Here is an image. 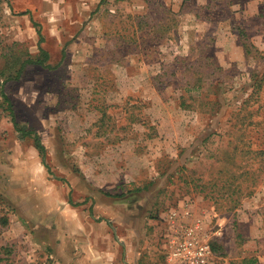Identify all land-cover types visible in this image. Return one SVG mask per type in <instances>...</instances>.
<instances>
[{
  "label": "rangeland",
  "instance_id": "rangeland-1",
  "mask_svg": "<svg viewBox=\"0 0 264 264\" xmlns=\"http://www.w3.org/2000/svg\"><path fill=\"white\" fill-rule=\"evenodd\" d=\"M9 1L0 264H164L186 206L213 264H264V0Z\"/></svg>",
  "mask_w": 264,
  "mask_h": 264
},
{
  "label": "built area",
  "instance_id": "built-area-1",
  "mask_svg": "<svg viewBox=\"0 0 264 264\" xmlns=\"http://www.w3.org/2000/svg\"><path fill=\"white\" fill-rule=\"evenodd\" d=\"M181 215L172 212L168 215L169 227L165 239L169 245L164 264H213L214 253L204 222L193 219L189 206Z\"/></svg>",
  "mask_w": 264,
  "mask_h": 264
},
{
  "label": "trees",
  "instance_id": "trees-1",
  "mask_svg": "<svg viewBox=\"0 0 264 264\" xmlns=\"http://www.w3.org/2000/svg\"><path fill=\"white\" fill-rule=\"evenodd\" d=\"M2 2H6L8 5L10 4L9 0H0V5H1ZM26 14L27 13L22 14V15H26ZM37 33L40 35V31L39 30L37 31ZM239 39L241 41V44H242L247 56H251L253 53H258V50L253 45L250 44V42L248 40V36L244 32V30H240ZM39 52L43 55L42 59L33 60V59L29 58V60H27L26 63H29L30 65H40L42 67L49 68V66L46 64L47 61L49 60L48 53L45 52L40 47H39ZM206 60L207 61H211L210 58H206ZM211 65L214 67L215 71H217V72L222 71V69L220 67H217L213 62H212ZM216 75H218V74L214 72V73L208 74L207 77L210 78L211 76H216ZM0 95L5 101L8 102V98L4 94H0ZM12 123H13V126L15 127L16 131L21 133L23 137H28V136L33 137L34 146H35L36 150L39 152V155H40V157L42 159V162H43V164L46 167L45 160H44L45 159V147L43 146V144H41L40 138L36 134V132L32 131V130L27 131L24 127H19L18 124L16 123L14 117H12ZM212 251H213V249H212ZM249 264H256V261L255 260H250Z\"/></svg>",
  "mask_w": 264,
  "mask_h": 264
},
{
  "label": "crops",
  "instance_id": "crops-1",
  "mask_svg": "<svg viewBox=\"0 0 264 264\" xmlns=\"http://www.w3.org/2000/svg\"><path fill=\"white\" fill-rule=\"evenodd\" d=\"M78 261H79V260H78ZM102 261H103V264H105V263H104L105 260H102ZM97 263H98V262H96V264H97ZM78 264H79V262H78ZM89 264H91V263H89ZM100 264H101V263H100Z\"/></svg>",
  "mask_w": 264,
  "mask_h": 264
}]
</instances>
